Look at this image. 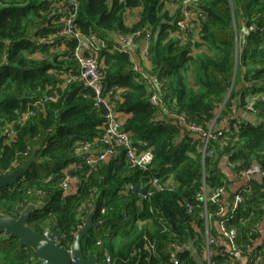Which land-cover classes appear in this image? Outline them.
<instances>
[{"label":"trees","instance_id":"obj_1","mask_svg":"<svg viewBox=\"0 0 264 264\" xmlns=\"http://www.w3.org/2000/svg\"><path fill=\"white\" fill-rule=\"evenodd\" d=\"M179 2L77 0L76 28L103 43L93 52L102 95L126 115L124 129L136 148L151 149L153 159L146 170L132 168L120 151L78 170L76 189L64 192L65 171L81 160L86 143L101 136L106 110L81 80L65 83L67 76L80 74L77 39L60 33L66 0H0V174L13 170L34 147L39 160L14 185L0 189V213L17 216L27 204L36 205L27 224L40 233L49 228L65 250L93 209L100 224L83 237L81 248L85 257L96 255V264H106V254L115 264H171V243H186L178 264H205L197 192L230 183L223 160L234 173L254 162L264 166V0H199L198 19L183 42L174 36ZM136 7L138 19L127 26L124 13ZM135 31L152 35L148 68L136 67L129 53L117 49V35ZM156 92L158 106L150 102ZM249 102L253 110L246 109ZM28 110L33 113L21 120ZM223 118L227 146L210 139L213 154L203 157L202 140L186 125L207 128L214 121L217 127ZM154 174L173 187L142 199ZM240 190L245 200L233 212L216 216L219 202H209L207 210L212 220L226 219L235 227L238 242L246 246L260 235V226L264 229V178L249 180ZM147 239L153 249L146 248ZM213 249L211 264L227 261L220 247ZM254 251L264 264V242ZM246 255L238 264L253 263V251L246 249ZM36 259L15 235H0V264Z\"/></svg>","mask_w":264,"mask_h":264},{"label":"built area","instance_id":"obj_2","mask_svg":"<svg viewBox=\"0 0 264 264\" xmlns=\"http://www.w3.org/2000/svg\"><path fill=\"white\" fill-rule=\"evenodd\" d=\"M198 1L199 0H180V19L177 21V30L174 32V36L177 40L182 42L187 40V34L192 26V22L198 19ZM66 3L68 4V11L67 16L63 19L64 26L60 33L77 39L74 57L80 66V74L77 76H67L65 78V83L74 79L81 80L85 86H88L93 90L96 105H103L106 110L101 136L96 138L93 142L86 143L82 147L83 156L81 160L74 163L69 169L72 173L68 170L65 171L61 187L64 192H72L76 189L78 183V170L84 169L85 167H95L117 155L120 151L123 152L124 158L130 167L146 170L152 163L153 154L149 148H143L141 150L136 148L133 144L130 133L124 129V119H122L119 116V113L114 110L111 102L108 101V98L102 95V76L99 71L97 57L93 54V52L97 50L99 46H102L103 43L94 35H82L76 28L74 18L77 11V0H66ZM151 39L152 35L149 31L143 34L141 31H135L130 34H118L116 37L119 44L117 49L129 53L131 56L138 42L141 40L146 44L145 51L147 54V49ZM236 40L238 41L237 37ZM239 41H241V37ZM260 98H263V96L260 95ZM48 99H55V97L49 96ZM150 102L155 106L160 105V94L157 92L153 93L150 96ZM246 109L253 110L251 102L246 105ZM32 113L33 112L31 110L26 111L21 115V120H24ZM224 122L225 118L219 121L217 127H214V121H212L207 128L193 123L186 125L191 132L195 133L202 140L201 152L203 157L205 155L212 156L213 154L212 150H208V142L210 139L216 140L220 147L227 146L229 140V129L224 125ZM9 134L10 136H13L14 131L11 129ZM232 173L237 179H242L244 182L235 188H230V183L227 186L222 185L213 190L203 186L202 190L196 194V200L203 206L201 214L204 221L205 246L202 252V258L205 264H211V256L214 251V246L220 247L223 254L227 255V261L221 264L245 263L248 260L246 249L248 251H253L252 264H259V252L254 251V249L264 242V240L262 242L259 241L261 234L264 233L262 226H260L259 229L260 235L255 239L254 243L252 245L247 244L246 246H243L237 240L238 234L236 228L227 226L226 219L212 220L211 217L213 214L208 213L207 210L209 202H219L218 209L214 213L216 216L223 217L229 211L233 212L239 204L243 203L245 200L243 194H241L240 188L247 184L249 180H257L254 179V177H260L259 180L261 181L264 178V166L254 162L247 168L241 170L239 173H234L233 171ZM145 185L147 188L140 193V197L142 199H148L157 191L171 189L173 187L169 181H162L156 174L152 175ZM128 189L133 190L134 184L129 183ZM230 192H233L231 199L229 197ZM225 193H227L226 198H224ZM191 209L192 207L189 206L188 211H191ZM159 221L164 225L162 218H159ZM212 229L215 230V233L212 232ZM53 238L55 239L54 236ZM185 245L186 243H171L168 245V260L171 264L179 263L177 253ZM146 248L153 249L154 243L147 239ZM65 250L72 256V246ZM105 263L115 264V259L111 255L106 254Z\"/></svg>","mask_w":264,"mask_h":264},{"label":"water","instance_id":"obj_3","mask_svg":"<svg viewBox=\"0 0 264 264\" xmlns=\"http://www.w3.org/2000/svg\"><path fill=\"white\" fill-rule=\"evenodd\" d=\"M36 152L37 148L34 147L30 156L23 159L13 170L0 174V189L14 185L33 163L39 162ZM36 208V205L29 203L17 216L0 213V235H15L19 244L29 246L37 258L32 264H96V255L85 257L81 248L83 237L100 224V222L93 220V209L88 213L84 224L75 234L71 256L53 238L49 228H45L40 233L27 224L31 211Z\"/></svg>","mask_w":264,"mask_h":264},{"label":"crops","instance_id":"obj_4","mask_svg":"<svg viewBox=\"0 0 264 264\" xmlns=\"http://www.w3.org/2000/svg\"><path fill=\"white\" fill-rule=\"evenodd\" d=\"M140 7H136L133 9H129L124 13V22L127 26H130L133 22H135L138 19V13L140 11ZM146 44L143 41H139L136 48L134 49L132 55H131V60L134 62L135 66L142 69L148 68L149 67V61L147 59V54H146ZM243 116L245 114H242ZM119 116L122 119H125L126 115L119 113ZM221 167L224 170V172L227 175L228 180L230 181L229 187L235 188L236 186L242 184L244 181L242 179H237L230 168V165L226 160H223L221 163ZM254 179L259 180L260 177H254ZM227 197V193H225L224 198ZM264 240V233L261 234V237L259 239L260 242Z\"/></svg>","mask_w":264,"mask_h":264}]
</instances>
